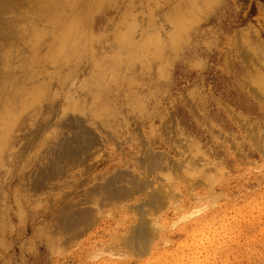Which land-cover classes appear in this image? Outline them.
<instances>
[{
	"label": "rangeland",
	"instance_id": "rangeland-1",
	"mask_svg": "<svg viewBox=\"0 0 264 264\" xmlns=\"http://www.w3.org/2000/svg\"><path fill=\"white\" fill-rule=\"evenodd\" d=\"M70 4L72 59L0 137V264H264V0Z\"/></svg>",
	"mask_w": 264,
	"mask_h": 264
},
{
	"label": "bare ground",
	"instance_id": "bare-ground-1",
	"mask_svg": "<svg viewBox=\"0 0 264 264\" xmlns=\"http://www.w3.org/2000/svg\"><path fill=\"white\" fill-rule=\"evenodd\" d=\"M3 2L7 5L9 4L10 7L8 9L14 12L15 6H11V1L8 0H0L1 10L3 9L1 5H5ZM16 4H19L17 11L20 14H18L19 16L16 15L15 20L19 18L21 24L19 26L18 21H15V31L12 29L14 37L17 39V43H15L16 41L14 42L16 44V51L13 54L8 53L4 63L0 64H3V68L0 69V79L5 83L3 87L4 96L0 104V137L2 140L10 136L8 129L11 127L9 120L12 117L15 116V124L12 125L18 126L17 130L21 133L22 124L25 122L24 116L28 108L33 107V110L38 108L42 84L41 74H44L48 70L56 72L62 67V64L58 63L59 55L64 53L65 60L68 57L71 58V55H73L70 0H21V2L18 0ZM7 15L10 18L14 17L12 13H8ZM60 21L64 24V33L58 34L59 29H61ZM25 24L26 26H24ZM0 29L3 32L8 31L7 27L4 29L1 25ZM1 34L4 35L3 33ZM59 36L63 37L62 40H60ZM60 42L62 44V53L60 44H58ZM55 49L56 51H54ZM44 52L48 53V58L51 60H44ZM66 63L67 61H65L64 67L67 65ZM37 111L33 113L31 118L33 122L38 120ZM0 142V151H3L2 147L5 144H3L4 141L0 140ZM1 154L3 153L1 152ZM138 241L140 246L139 252L144 254V251L146 252L147 240L143 238V240L140 239Z\"/></svg>",
	"mask_w": 264,
	"mask_h": 264
}]
</instances>
